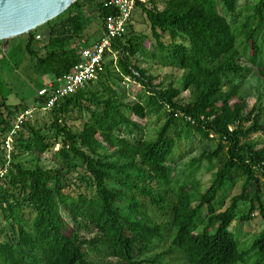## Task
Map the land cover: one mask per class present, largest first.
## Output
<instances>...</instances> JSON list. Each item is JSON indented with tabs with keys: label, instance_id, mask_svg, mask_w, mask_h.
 I'll return each mask as SVG.
<instances>
[{
	"label": "trees",
	"instance_id": "16d2710c",
	"mask_svg": "<svg viewBox=\"0 0 264 264\" xmlns=\"http://www.w3.org/2000/svg\"><path fill=\"white\" fill-rule=\"evenodd\" d=\"M82 1L75 0L67 9ZM160 2L162 7L157 0L138 3L125 33L104 52L95 79L48 108L51 138L26 121L20 124L14 139L31 151L35 162L25 165L13 148L0 181V215L6 222L2 228L11 230L0 240V264H153L173 248L188 264H264V144L246 139L264 132V121H259L264 107L247 110V95L235 80L256 70L264 94V64L259 62L264 54V0L240 8L238 0ZM94 4L101 27L103 17L118 13L108 0ZM136 12L147 21L150 36L132 30ZM50 21L42 45L47 54L41 57L31 49L32 42H39L37 29L28 32L25 48L54 83L80 62L76 47L66 44L81 36L83 23L77 12ZM140 56L180 70L178 85L155 83L138 64ZM126 79L142 86L144 101L123 100L118 83ZM76 110L89 113L80 128L68 123ZM152 111L164 117L154 137L131 141L119 133L122 127L138 128L137 118L145 119ZM2 122L0 146L12 128ZM178 125L183 129L170 135ZM191 129L217 139L213 150H202L189 160L192 166L203 160L216 163L206 189L188 177L174 188L166 165L182 132L189 135ZM44 153L50 166L40 163ZM68 173L74 174L71 192L65 191ZM236 184L239 191L221 208L216 200ZM252 185L253 194L246 200ZM170 194L175 198L170 246L153 259H138L162 236L163 226L152 221L147 208L163 210ZM246 201L247 212L239 219H250L256 210L263 225L249 243L232 231L236 210ZM88 225L99 235L81 238L80 227ZM85 244L106 248L116 262L88 260Z\"/></svg>",
	"mask_w": 264,
	"mask_h": 264
},
{
	"label": "rangeland",
	"instance_id": "374dc122",
	"mask_svg": "<svg viewBox=\"0 0 264 264\" xmlns=\"http://www.w3.org/2000/svg\"><path fill=\"white\" fill-rule=\"evenodd\" d=\"M101 0H84L80 2L78 7H71L70 9H65L61 12L58 17L50 19V23H54L62 18H64L69 12H77L83 23V31L81 36L73 38L66 46H75L77 51L87 45L88 43L96 41L102 34L101 21L98 16V11L94 2ZM158 1V6L162 7L160 0ZM256 0H238L239 8L247 3H251ZM241 19V18H240ZM49 24H42L37 28L31 30H36L39 42H32L31 49L36 52L38 56H45L47 50L42 48V45L47 41V32ZM132 30L136 35H147L150 36V28L147 21L143 16H140L137 12L134 14L132 20ZM28 33L10 37L9 39L0 40V130L3 126L2 120L7 121L9 127H13L16 118L24 111H30V116H26L23 121L28 122L34 129L39 131L43 136L47 138L52 137L51 125V115L47 108H35L37 107V91L45 86L48 82H51L52 76L50 73L41 71L37 64L36 57L30 55L25 44L27 42L26 38ZM154 44H150L149 52H152ZM260 64H264V54L260 59ZM138 64L148 70V73L154 77L155 83L162 82L164 86L172 83L178 85L181 71L177 69H172L170 67L161 66L155 58L139 57ZM235 80L240 83L244 94L247 95V110L252 106L255 108L264 107V94L262 91V81L257 77L256 70H253L246 76L236 77ZM118 89L124 101H134L145 99V91L140 84L136 81L124 80L118 83ZM11 112V117L9 121V114ZM256 112V111H255ZM89 117V113L86 110H76L68 118V123L73 125L75 128H80L83 120ZM132 119L136 117L131 116ZM14 119V120H13ZM138 128L130 126V128L122 127V131L119 132L123 136L127 137L131 141H136L138 139H148L154 137L157 129L163 123V114L152 111L148 114L145 119H138ZM259 121L262 123L264 121V109L259 114ZM250 122L244 123V127H247ZM21 129V125L18 130ZM131 129V132L129 131ZM182 125L172 127L169 131L170 135H175L179 130H182ZM15 133L11 136L12 148H14L15 153H19L21 160L25 165H30L35 162V157L30 150H26L24 145L14 138ZM4 138V134H0V141ZM248 141H256L259 145L264 144V132L259 131L252 133L247 136ZM217 139L215 137H205L195 129H191L189 135L182 132V136L177 141V150L171 160H169L166 165L171 171L173 178V187L176 188L179 183L184 181L187 177L189 182L197 181V187L201 189H206L209 184L213 173L216 170V163H208L203 160L197 166H192L189 164L191 158L197 157L202 150H213ZM58 148L56 145L55 149ZM21 153V154H20ZM1 155H3V150L0 146V163ZM40 163L45 166H50L51 162L48 161V153H44ZM74 175V174H73ZM71 173H68L65 182L68 183L65 187V191L71 192L74 190L73 186H69V182L74 178ZM239 185L236 184L232 186L229 190H226V194L216 200V203H222L221 208H224L230 200V197L239 191ZM254 191V185L249 188L246 200L252 196ZM175 198L173 195L167 197V203L164 209H159L155 206H148L147 213L153 222L161 224L163 226L162 236L153 240L150 245L149 250L143 255L139 256L138 259H153L158 253L165 251L170 246L171 235L174 228L170 224L172 219V206L174 204ZM248 209V202H241L236 210V217L232 225V231L238 236L239 240L242 242L249 243L253 235L261 230L262 221L255 210L253 216L247 220H240L239 217L244 215ZM6 225V222L2 219L0 215V240L3 239L5 233H10V228H2ZM1 229H4L1 231ZM99 233L96 229L91 226H81L79 229V236L81 238L90 239L98 236ZM256 236V235H255ZM254 236V237H255ZM253 237V238H254ZM239 244V243H238ZM239 246H241L239 244ZM85 252L86 258L95 263H115L116 259L110 256L106 248L102 246H97L95 249L88 244L82 246ZM151 264V263H149ZM153 264H188L187 259L183 253L177 249L173 248L168 254L163 255L157 263Z\"/></svg>",
	"mask_w": 264,
	"mask_h": 264
},
{
	"label": "built area",
	"instance_id": "2783aa9c",
	"mask_svg": "<svg viewBox=\"0 0 264 264\" xmlns=\"http://www.w3.org/2000/svg\"><path fill=\"white\" fill-rule=\"evenodd\" d=\"M145 0H108V4L118 10L117 14L107 15L102 18V34L91 45L80 49V62L74 65L73 69L56 82H48L37 91V98L41 108H50L62 97L74 92L88 81L95 79L103 54L111 51L113 41L125 33L127 24L137 9V4ZM38 37V35H37ZM37 108V107H35ZM30 111H24L17 116L15 124L6 135L1 149L3 163L0 166V181L6 175L10 162L12 161L11 136L16 133L20 124Z\"/></svg>",
	"mask_w": 264,
	"mask_h": 264
},
{
	"label": "water",
	"instance_id": "95a60500",
	"mask_svg": "<svg viewBox=\"0 0 264 264\" xmlns=\"http://www.w3.org/2000/svg\"><path fill=\"white\" fill-rule=\"evenodd\" d=\"M75 0H0V40L22 35L46 23Z\"/></svg>",
	"mask_w": 264,
	"mask_h": 264
},
{
	"label": "crops",
	"instance_id": "0c3cea01",
	"mask_svg": "<svg viewBox=\"0 0 264 264\" xmlns=\"http://www.w3.org/2000/svg\"><path fill=\"white\" fill-rule=\"evenodd\" d=\"M99 35H101V33Z\"/></svg>",
	"mask_w": 264,
	"mask_h": 264
}]
</instances>
